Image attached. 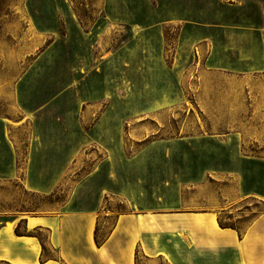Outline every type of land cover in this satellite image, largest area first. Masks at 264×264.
<instances>
[{
  "label": "rangeland",
  "instance_id": "1",
  "mask_svg": "<svg viewBox=\"0 0 264 264\" xmlns=\"http://www.w3.org/2000/svg\"><path fill=\"white\" fill-rule=\"evenodd\" d=\"M211 205L264 212V0H0V224Z\"/></svg>",
  "mask_w": 264,
  "mask_h": 264
},
{
  "label": "crops",
  "instance_id": "2",
  "mask_svg": "<svg viewBox=\"0 0 264 264\" xmlns=\"http://www.w3.org/2000/svg\"><path fill=\"white\" fill-rule=\"evenodd\" d=\"M212 205L173 213H129L96 242V215L65 211L12 215L0 224V264H264V212L239 234ZM17 230V232H16Z\"/></svg>",
  "mask_w": 264,
  "mask_h": 264
},
{
  "label": "trees",
  "instance_id": "3",
  "mask_svg": "<svg viewBox=\"0 0 264 264\" xmlns=\"http://www.w3.org/2000/svg\"><path fill=\"white\" fill-rule=\"evenodd\" d=\"M16 232H17V230H16ZM97 242V241H96Z\"/></svg>",
  "mask_w": 264,
  "mask_h": 264
}]
</instances>
